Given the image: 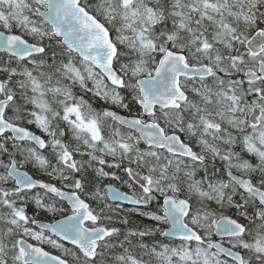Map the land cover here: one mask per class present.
<instances>
[{"label":"snow or ice","instance_id":"snow-or-ice-1","mask_svg":"<svg viewBox=\"0 0 264 264\" xmlns=\"http://www.w3.org/2000/svg\"><path fill=\"white\" fill-rule=\"evenodd\" d=\"M0 264H264V0H0Z\"/></svg>","mask_w":264,"mask_h":264}]
</instances>
